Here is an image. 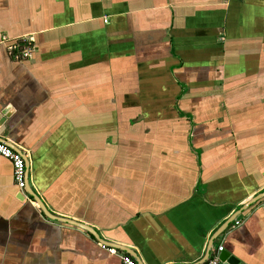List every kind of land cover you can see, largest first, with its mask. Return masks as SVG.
Returning a JSON list of instances; mask_svg holds the SVG:
<instances>
[{
  "label": "crops",
  "instance_id": "obj_1",
  "mask_svg": "<svg viewBox=\"0 0 264 264\" xmlns=\"http://www.w3.org/2000/svg\"><path fill=\"white\" fill-rule=\"evenodd\" d=\"M0 139V264H264V0H0Z\"/></svg>",
  "mask_w": 264,
  "mask_h": 264
},
{
  "label": "built area",
  "instance_id": "obj_2",
  "mask_svg": "<svg viewBox=\"0 0 264 264\" xmlns=\"http://www.w3.org/2000/svg\"><path fill=\"white\" fill-rule=\"evenodd\" d=\"M10 51L16 52L19 51L17 54L16 59L24 60V59H30L32 57L33 49L30 47H24L21 46L18 47L16 44L10 45ZM0 156L9 160L13 167V178L14 183L19 189L20 192H24L27 187V168H26V162L23 158V156L9 147L7 144L2 143L0 141ZM104 248L109 249V252L112 255L117 254V250L113 248H108L103 245ZM224 252V248L220 247L217 251V253L212 254L210 260L206 264H221L220 261V254ZM124 264H137L134 259L128 255H123L121 257Z\"/></svg>",
  "mask_w": 264,
  "mask_h": 264
},
{
  "label": "water",
  "instance_id": "obj_3",
  "mask_svg": "<svg viewBox=\"0 0 264 264\" xmlns=\"http://www.w3.org/2000/svg\"><path fill=\"white\" fill-rule=\"evenodd\" d=\"M0 141L2 143H5V144L8 145V143L2 141L1 139H0ZM8 146L11 147L12 149H14L15 151H17L18 153H20L23 156V154L21 152H19L17 149H15L14 147H12V145L11 146L8 145ZM25 162H26V160H25ZM26 168L28 169L27 165H26ZM20 195H22V194H20ZM32 196L36 199V197L34 195H32ZM36 201H37V199H36ZM263 201H264V194H262L259 197L253 199L249 204H247L245 207H243L242 210H240L238 212V214L234 217V219L232 221H230L223 230H221L222 228L220 229L221 231H220L219 235H221L228 228V226L231 223H233L237 219V217L239 215H241L243 213V211H246L250 206H253V205L257 204V203H262ZM39 206L42 209V211L44 212V214L46 216H48L50 219H53L55 221H59V222H62V223H66V224H71L73 226L81 228V229L89 232L91 235H93L99 241L100 244H102V245H104L106 247H109V248L116 249V250H122L121 247H119V245L111 244V243H108V242L102 240V238L98 235V233L96 231H94L91 227H89L87 225H84L83 223H79L77 221H73V220H70V219H64V218H58V217H54V216L50 215L48 210L41 203V201H39ZM213 242H214V240L212 241L211 245L209 246L208 251L206 253V257H205L204 261L201 264H206L210 260L211 252H212V248H213ZM124 251L128 253L127 250H124ZM220 261H221V264H242L239 261V259H237L234 256H231L229 253H227L225 251L221 253ZM139 264H141V263H139Z\"/></svg>",
  "mask_w": 264,
  "mask_h": 264
},
{
  "label": "rangeland",
  "instance_id": "obj_4",
  "mask_svg": "<svg viewBox=\"0 0 264 264\" xmlns=\"http://www.w3.org/2000/svg\"><path fill=\"white\" fill-rule=\"evenodd\" d=\"M15 44H16L18 47L21 46V48H22V46H24V42L21 41V40L18 41V42H16ZM11 52H12V51H11ZM18 52H19V51H16V52H14V54H13V52H12L13 56H14V57H17V55H18L17 53H18Z\"/></svg>",
  "mask_w": 264,
  "mask_h": 264
}]
</instances>
